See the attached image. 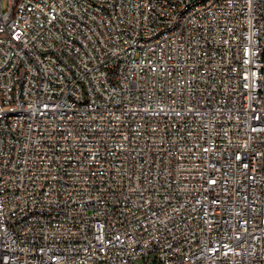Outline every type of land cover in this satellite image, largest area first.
Wrapping results in <instances>:
<instances>
[{
  "label": "built area",
  "instance_id": "2783aa9c",
  "mask_svg": "<svg viewBox=\"0 0 264 264\" xmlns=\"http://www.w3.org/2000/svg\"><path fill=\"white\" fill-rule=\"evenodd\" d=\"M0 0V264H264V0Z\"/></svg>",
  "mask_w": 264,
  "mask_h": 264
},
{
  "label": "rangeland",
  "instance_id": "374dc122",
  "mask_svg": "<svg viewBox=\"0 0 264 264\" xmlns=\"http://www.w3.org/2000/svg\"><path fill=\"white\" fill-rule=\"evenodd\" d=\"M10 0H3L2 8L3 10H6L9 7Z\"/></svg>",
  "mask_w": 264,
  "mask_h": 264
}]
</instances>
